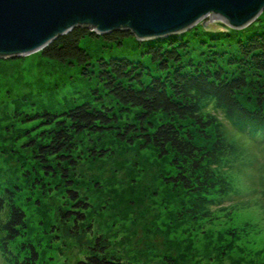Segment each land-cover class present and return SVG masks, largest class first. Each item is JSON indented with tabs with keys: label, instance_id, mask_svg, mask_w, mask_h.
<instances>
[{
	"label": "trees",
	"instance_id": "1",
	"mask_svg": "<svg viewBox=\"0 0 264 264\" xmlns=\"http://www.w3.org/2000/svg\"><path fill=\"white\" fill-rule=\"evenodd\" d=\"M221 26L222 33H205L198 25L177 35L138 42L140 58L110 55L93 64L80 43L97 35L86 27L71 30L37 52L45 60L78 66L83 76L98 85L91 90L93 103L37 114L42 119L41 141L32 149L41 175L58 174L72 187L68 170L78 164L76 138L111 135L119 143L151 149L168 159L176 172V186L195 197L198 210L208 212L230 200L237 193L230 173L250 169L244 162L250 145L264 142V11L241 30ZM129 37L124 31L102 36L107 47L123 46ZM189 39L196 41L190 44ZM118 111L127 112L126 122L119 123ZM111 153L110 147H102L90 154L104 158ZM23 176L28 179L27 171ZM260 178L259 200L264 198V177ZM26 182V188L44 186L39 175ZM23 188L0 190V254L7 264L38 260L32 245L17 241L27 229L16 201ZM68 195L74 210L61 212L59 219L81 224L88 205L76 192L68 190ZM76 264L125 263L92 252Z\"/></svg>",
	"mask_w": 264,
	"mask_h": 264
},
{
	"label": "rangeland",
	"instance_id": "2",
	"mask_svg": "<svg viewBox=\"0 0 264 264\" xmlns=\"http://www.w3.org/2000/svg\"><path fill=\"white\" fill-rule=\"evenodd\" d=\"M203 22L205 27L195 26L205 33L225 31L222 23L208 17ZM137 43L131 36L123 46L107 47L109 43L97 36L80 44L95 64L110 55L140 58ZM97 87L78 66L45 60L37 52L0 59V190L25 187L16 201L27 229L17 241L34 247L36 264H76L92 252L125 264H264V198L259 200L258 188L264 177V142L250 145L244 161L250 169L230 173L236 195L208 212L198 210L195 197L176 186L168 159L151 149L119 143L111 135L76 138L78 164L68 170L72 187L58 174L41 175L32 149L41 141L42 119L37 114L93 103L91 90ZM126 113L118 111L119 123L127 121ZM102 147L112 153L104 158L90 154ZM37 174L44 186L26 188V180ZM68 190L88 205L81 224L59 219L61 212L74 210ZM0 264H7L1 254Z\"/></svg>",
	"mask_w": 264,
	"mask_h": 264
},
{
	"label": "water",
	"instance_id": "3",
	"mask_svg": "<svg viewBox=\"0 0 264 264\" xmlns=\"http://www.w3.org/2000/svg\"><path fill=\"white\" fill-rule=\"evenodd\" d=\"M263 11L264 0H0V59L39 52L77 27L142 42L205 27L207 17L241 30Z\"/></svg>",
	"mask_w": 264,
	"mask_h": 264
},
{
	"label": "snow or ice",
	"instance_id": "4",
	"mask_svg": "<svg viewBox=\"0 0 264 264\" xmlns=\"http://www.w3.org/2000/svg\"><path fill=\"white\" fill-rule=\"evenodd\" d=\"M262 159H264V153H262V156H261Z\"/></svg>",
	"mask_w": 264,
	"mask_h": 264
}]
</instances>
